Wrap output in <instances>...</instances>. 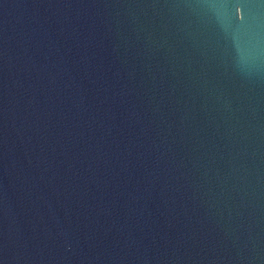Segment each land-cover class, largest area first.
Masks as SVG:
<instances>
[{
    "label": "water",
    "instance_id": "1",
    "mask_svg": "<svg viewBox=\"0 0 264 264\" xmlns=\"http://www.w3.org/2000/svg\"><path fill=\"white\" fill-rule=\"evenodd\" d=\"M0 264H264V0H0Z\"/></svg>",
    "mask_w": 264,
    "mask_h": 264
}]
</instances>
